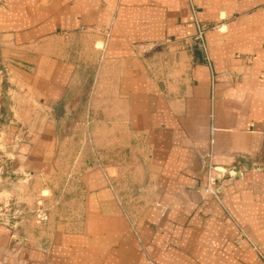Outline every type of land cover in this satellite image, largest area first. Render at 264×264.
Listing matches in <instances>:
<instances>
[{
  "label": "crops",
  "instance_id": "crops-1",
  "mask_svg": "<svg viewBox=\"0 0 264 264\" xmlns=\"http://www.w3.org/2000/svg\"><path fill=\"white\" fill-rule=\"evenodd\" d=\"M89 31L105 35L94 88L115 91L137 178L89 168L81 227L28 241L0 226V264H262L236 237L239 225L264 253V0H0V120L23 172L54 158L75 72L60 44ZM165 41L157 71L137 46ZM209 151L241 171L222 204L200 192Z\"/></svg>",
  "mask_w": 264,
  "mask_h": 264
},
{
  "label": "rangeland",
  "instance_id": "rangeland-1",
  "mask_svg": "<svg viewBox=\"0 0 264 264\" xmlns=\"http://www.w3.org/2000/svg\"><path fill=\"white\" fill-rule=\"evenodd\" d=\"M104 37L101 31L81 32L65 37L60 44L66 57L75 64V72L71 90L62 103L67 110L65 118L58 121L56 115L55 153L46 170L30 175L20 169L23 159L12 157L4 140L9 132L10 119L0 120V226L11 229L18 239L39 238L44 241L60 231L79 229L85 218L82 178L89 168L117 165L123 176L122 182L125 183L129 176L137 178L140 152L123 145L121 128L125 126L124 119L111 113L112 103L116 101L115 91L113 87L112 91H105L103 84L98 90L94 88L99 70L103 68L106 76L110 71L102 56ZM172 43L139 44L137 53L161 71L160 67L174 52ZM21 132L18 130V134ZM217 169L223 172L219 173V198L214 199L202 192L204 178L200 192L222 204L224 182L238 177L235 174L240 175L241 171L233 167ZM243 241L252 250L253 244L264 255L252 241L239 240L237 226L236 242Z\"/></svg>",
  "mask_w": 264,
  "mask_h": 264
},
{
  "label": "built area",
  "instance_id": "built-area-1",
  "mask_svg": "<svg viewBox=\"0 0 264 264\" xmlns=\"http://www.w3.org/2000/svg\"><path fill=\"white\" fill-rule=\"evenodd\" d=\"M197 38L202 41V30H199L197 34ZM203 163H204V168H205V173H204L205 177H204V185L202 187V192L207 196H210L214 199H218L219 194H220V188H219L218 182L220 181L219 173L221 171L219 172L217 167L214 165L211 151L205 154L203 158ZM237 226H238L239 240L246 239L249 241L250 239L249 237H247V234L244 231V229H242L241 226L239 225ZM251 245H252L253 250H255L259 254L262 264H264V255L256 248V246H254L253 244Z\"/></svg>",
  "mask_w": 264,
  "mask_h": 264
},
{
  "label": "water",
  "instance_id": "water-1",
  "mask_svg": "<svg viewBox=\"0 0 264 264\" xmlns=\"http://www.w3.org/2000/svg\"><path fill=\"white\" fill-rule=\"evenodd\" d=\"M66 113H67V110H66L65 104L60 105L57 108V119H58V121L64 120ZM235 175H239V174L236 173Z\"/></svg>",
  "mask_w": 264,
  "mask_h": 264
}]
</instances>
